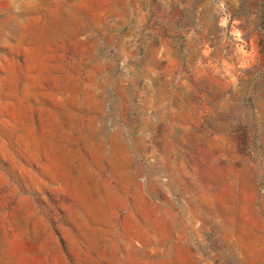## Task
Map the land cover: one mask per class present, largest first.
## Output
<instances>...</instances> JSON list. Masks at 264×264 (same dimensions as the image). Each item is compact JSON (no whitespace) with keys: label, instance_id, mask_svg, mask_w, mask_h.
<instances>
[{"label":"rangeland","instance_id":"1","mask_svg":"<svg viewBox=\"0 0 264 264\" xmlns=\"http://www.w3.org/2000/svg\"><path fill=\"white\" fill-rule=\"evenodd\" d=\"M0 264H264V0H0Z\"/></svg>","mask_w":264,"mask_h":264}]
</instances>
